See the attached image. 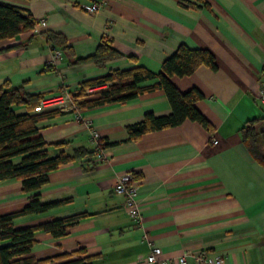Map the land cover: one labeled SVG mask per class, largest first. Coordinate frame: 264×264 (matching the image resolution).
Here are the masks:
<instances>
[{"label":"crops","instance_id":"0c3cea01","mask_svg":"<svg viewBox=\"0 0 264 264\" xmlns=\"http://www.w3.org/2000/svg\"><path fill=\"white\" fill-rule=\"evenodd\" d=\"M193 1L0 0L28 11L36 22L45 20L37 33L26 30L0 40V85H24L28 94L38 96L39 104L65 92L76 94L80 82L113 70L142 66L158 73L180 44L210 51L217 65L216 71L200 66L190 76L170 77L180 91L197 88L203 94L195 107L212 131L185 120L128 140L126 127L140 122L144 114H170L160 89L146 90L124 103L84 109L72 99L40 111L11 106L16 115L60 111L35 124L49 157L78 148L92 152L48 174L39 190L40 202L60 204L12 220L14 228H22L85 215L63 237L36 232L28 256L41 260L64 253L71 259L88 257L91 264H133L149 253L142 241L146 234L170 261L186 253L188 264L199 256L220 258L223 264H264V167L252 159L240 133L252 119L258 120V131L264 129V106L255 96L264 83V0H205L209 8ZM92 4L99 5L98 12H89ZM47 32L64 36L73 53L52 71L46 70L52 46ZM103 40L134 59L71 65L76 58L92 55ZM96 97L98 92L85 95ZM92 132L103 142L99 150L91 141ZM261 149L264 153V146ZM20 161L11 159L13 164ZM127 171L138 185L140 224L126 214L123 198L113 191L117 177ZM22 188L17 179L0 181L1 215L27 205L30 193ZM64 261L56 258L49 264Z\"/></svg>","mask_w":264,"mask_h":264},{"label":"trees","instance_id":"16d2710c","mask_svg":"<svg viewBox=\"0 0 264 264\" xmlns=\"http://www.w3.org/2000/svg\"><path fill=\"white\" fill-rule=\"evenodd\" d=\"M192 4L209 8L205 0H194ZM35 24L36 21L28 11L13 5L0 4V40L32 30ZM46 39L62 51L63 57L73 56L61 34L47 32ZM123 56L134 59L132 54H123L116 50L110 41L103 40L92 55L76 58L71 65L92 63L102 66L108 59ZM200 66L216 71L214 55L206 49H190L180 44L162 63L158 73H153L142 66L128 70H113L103 77L80 82L78 92L70 94V97L78 108L84 109L109 103H124L146 90L160 89L164 91L170 104V114L163 116L144 114L140 122L126 127L128 140H137L145 133L178 126L185 120L197 122L207 131H212L210 122L195 107V103L203 99V94L197 88L182 92L170 81V77L173 76H190ZM46 70L52 71L54 68L47 66ZM152 79H156L157 82L147 87L139 86L140 83ZM93 92H98V97L85 98L87 93ZM38 104V96L28 94L24 85L12 86L8 82L0 85V181L17 179L22 183L23 192L30 193L24 208L9 214H0V264H49L56 258L65 259L64 262L57 264H91V259L88 257L71 259V254L64 253L55 258L41 260L28 256L36 242L34 238L36 232L42 231L54 238L63 237L68 227L85 217L84 214L52 219L22 228H14L12 225V220L16 217L41 214L60 204L61 202L48 204L40 202L39 190L48 182V174L61 165L92 155L91 151L78 148L71 154L60 153L58 156L49 157L46 151L47 143L35 124L44 117L59 114L60 111L16 115L11 110L13 105H24L28 111H34ZM257 122V119L247 121L240 133L242 142L252 159L264 167V153L261 149V146H264V129L258 131ZM14 157H21V161L13 164L11 159Z\"/></svg>","mask_w":264,"mask_h":264},{"label":"built area","instance_id":"2783aa9c","mask_svg":"<svg viewBox=\"0 0 264 264\" xmlns=\"http://www.w3.org/2000/svg\"><path fill=\"white\" fill-rule=\"evenodd\" d=\"M89 12L96 13L99 10L98 4H92L88 7ZM45 25V20L43 18L39 19L34 28V32H39L40 27ZM63 59L62 51L54 46L50 47V59L47 62L48 66L53 68H58L61 61ZM90 91V90H89ZM256 99L258 102L264 106V83L259 84L256 89ZM64 100L66 102H71L70 94L65 92L61 98L59 99H51L41 101L39 106L34 108V111H40L42 107L45 105L54 103L55 101ZM91 141L95 147V149H101L103 147V142L100 140L98 134L96 132L91 133ZM212 143H216L214 138H211ZM113 191L116 195L121 196L123 198V207L126 214L135 220L138 224L141 223L142 214L140 212V205L138 201V185L135 180L134 174L130 171L121 173L114 184ZM142 241L146 242L149 246L148 255L140 261H137L133 264H188L187 263V254L183 253L178 256L176 259L170 261L169 258L164 257L161 248L154 245V243L149 239V237L144 234L142 236ZM223 264V261L220 258H216L213 261H208L204 259L202 256H199L195 260V264Z\"/></svg>","mask_w":264,"mask_h":264},{"label":"rangeland","instance_id":"374dc122","mask_svg":"<svg viewBox=\"0 0 264 264\" xmlns=\"http://www.w3.org/2000/svg\"><path fill=\"white\" fill-rule=\"evenodd\" d=\"M53 68V67H52ZM55 70H57L56 68H54Z\"/></svg>","mask_w":264,"mask_h":264}]
</instances>
